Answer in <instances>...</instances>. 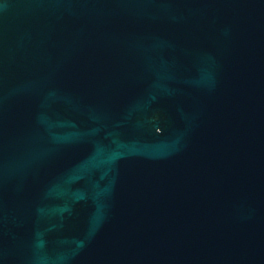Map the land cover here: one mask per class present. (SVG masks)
Segmentation results:
<instances>
[{
  "label": "water",
  "instance_id": "obj_1",
  "mask_svg": "<svg viewBox=\"0 0 264 264\" xmlns=\"http://www.w3.org/2000/svg\"><path fill=\"white\" fill-rule=\"evenodd\" d=\"M0 264H264V0H0Z\"/></svg>",
  "mask_w": 264,
  "mask_h": 264
}]
</instances>
